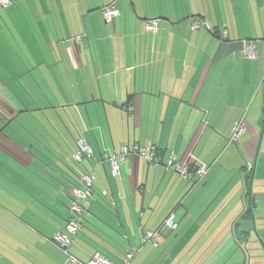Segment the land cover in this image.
Returning <instances> with one entry per match:
<instances>
[{
	"label": "crops",
	"instance_id": "0c3cea01",
	"mask_svg": "<svg viewBox=\"0 0 264 264\" xmlns=\"http://www.w3.org/2000/svg\"><path fill=\"white\" fill-rule=\"evenodd\" d=\"M12 2L0 10V30L5 28L7 40L16 46L11 58L20 70L42 61L32 74L59 69L48 87L61 82L66 88L65 103L57 105L71 104L82 116L77 139L93 150L84 164L93 174L94 203L80 224L84 238L97 247L89 257L104 250L122 262L143 230L161 227L174 213L178 228L166 229L164 243L144 247L132 264H210L215 250L210 248V224L219 225L218 212L226 206L246 210L243 177L246 166L255 164L264 130V0ZM112 2L121 14L108 24L102 8ZM152 19L159 20L156 36L146 29ZM196 21L200 26L194 30ZM78 34L83 39L72 40ZM27 40L39 46V57L23 50ZM20 50L25 53L19 55ZM242 117L249 134L232 148V125ZM126 144H149L164 159L174 151L180 163H206L209 169L192 184L164 164L130 154L116 173L107 156ZM210 186L221 196L211 207ZM200 194L206 197L197 208ZM16 197L6 195L1 202L7 209L0 207V212L8 218L13 217L9 210L21 212L30 223L26 229L40 230L30 231L32 241L53 253L60 249L43 235L51 234L47 224L30 212L36 208L33 201L23 207L21 196ZM98 212L103 222L96 219ZM181 228L189 229L183 234ZM113 236L122 237L124 247H114L112 242L119 240Z\"/></svg>",
	"mask_w": 264,
	"mask_h": 264
},
{
	"label": "trees",
	"instance_id": "16d2710c",
	"mask_svg": "<svg viewBox=\"0 0 264 264\" xmlns=\"http://www.w3.org/2000/svg\"><path fill=\"white\" fill-rule=\"evenodd\" d=\"M13 38L16 39L15 36ZM40 63L42 61L37 65ZM35 67L21 68V72H17L13 68L12 71H15L17 75L4 73L6 79L0 78V96L4 101L0 102V128L3 127L0 132V143H3L0 144V166L4 171L2 174L0 173V177L6 178L4 180L10 181L15 186V195L21 196L18 201L20 204H24L23 207L28 204L29 199L33 201L32 205L36 208L31 209L30 212L50 226L56 234L65 231L66 224L71 217L70 206L76 199L74 190L84 188L81 175L90 171L85 169L86 155L82 161H77L72 156L75 151L72 141L78 143L79 134V122L76 113L72 110L73 105L50 104L45 94V88L37 79L35 80L31 73ZM26 75L32 76L31 81L28 79L24 81ZM24 100H29V103H25ZM20 109L32 114L40 112L43 118L37 119L39 123H36L35 126L19 125L17 127L14 122L21 114ZM262 122L264 128V117ZM37 136H41V138ZM251 166V168L246 166L247 174L243 177L245 189L243 197L247 202V208L237 216L231 230V236L234 237L240 248L248 241L251 231L255 230L253 213L256 231H263V235H260L264 237V207L260 204L264 199L258 198L257 193L254 192L256 178L259 181L264 180V174L258 176V172H264V137L257 164ZM253 170H255V176L252 182ZM81 171L84 172L80 174ZM46 186L53 187L54 191H49ZM251 188L250 205L252 210L248 203ZM93 193L94 186L90 204L94 203ZM0 207L7 209L1 200ZM9 211L13 215L11 218L0 212V264H42L41 259L50 251L39 246L29 237L32 235L30 231L35 229L40 232L39 228L32 227L29 231L24 224L30 226V223L22 216L21 212ZM55 216L61 219L56 222L59 224L57 228H54L52 224ZM45 217L49 218L48 220L51 219L52 225L46 221ZM84 220L81 222L82 224ZM242 224L243 227H246L243 234L246 237L244 241L240 236L242 231L239 230ZM51 234L47 236L44 233L43 235L57 243L54 238L55 234ZM250 250L257 249L256 247L247 248L248 252Z\"/></svg>",
	"mask_w": 264,
	"mask_h": 264
},
{
	"label": "rangeland",
	"instance_id": "374dc122",
	"mask_svg": "<svg viewBox=\"0 0 264 264\" xmlns=\"http://www.w3.org/2000/svg\"><path fill=\"white\" fill-rule=\"evenodd\" d=\"M12 1L13 0H11V2ZM0 8L2 9V7H0ZM22 30H24V29H22ZM7 36H8V34L5 33V28H1V30H0V78L3 80L6 79L4 73H8L10 75L16 74L15 71H12L15 68H16L15 70H17V72L20 71V68L17 67V65L15 64L16 63L14 61L15 56H13L11 58L12 54L14 55V53H16V50H15L16 46L14 45V43L7 40L8 39ZM19 38L22 39L23 41L25 39L29 40L28 35H26V36L20 35ZM28 40L26 41L25 45H22L21 47L23 48V50L25 49L26 53L33 54V56L38 55V57H39L40 51L39 50L36 51L37 49H39V46L35 42H33L32 40H30V42H28ZM25 51L20 50L19 55L21 53L24 54ZM24 63L29 65L26 61H24ZM53 70H54V73L51 71L48 74L47 73L43 74V72H42L41 73L42 75L39 74L38 72L36 74L34 73L33 77H35V80L38 79L40 81V82L39 81L38 82L45 89L49 90V92L48 93L45 92V94H46L47 99L50 102V104L51 103H54V104L65 103L66 98H65V96L63 98V95H65V94L69 95V93L67 92L66 88L64 90L61 82H60V84L58 83V86H54V88H51V90L48 87V85L50 86L52 84V82H50L49 80L50 79L52 80V77H54L56 75L57 71L59 72L58 68H55ZM24 78H25L24 81H27V79L30 80L32 78V76L26 75V76H24ZM42 80H44V81H42ZM48 81L50 83H47ZM56 95L59 98L58 100H55V98H54ZM24 101H25V103H29V100H24ZM0 102L1 103L4 102L1 96H0ZM22 110L23 109L19 110V112L21 114L18 115L17 120L14 122L17 127H19V125H23V126L27 125L29 127L35 126V125H37L36 123H39L37 121V119H39L41 117L43 118V116L41 115L40 112H35L34 114H32V113H27V112L22 111ZM76 115H77L79 125L81 127V124L84 123L82 116L79 115L78 113ZM37 116H39V117H37ZM91 117L93 118V116H91ZM66 119H67V117H66ZM67 121H68V119H67ZM68 124L71 125L70 122H68ZM245 133H246V135L243 137L242 140H237L232 144V148H236V145L239 144V142H241V141L243 142L246 140V138L248 137L249 131H247ZM37 137L41 138V136H37ZM0 144H3V143H0ZM72 144H73V147L75 150H77L79 148L78 143L72 141ZM226 154H230V153L227 152ZM1 156H3V155H1ZM1 168L2 167L0 166V173L2 174V172H4V171H2ZM35 169L38 170L37 168H35ZM82 172H84V171H81L80 174H82ZM263 174H264V172H258V176H261ZM231 175L232 174H230L229 176H231ZM4 179H6V178L0 177V200L5 199L6 195H8L9 197L11 196L12 198H17L15 195V186L10 181H6ZM232 180H233V178H232ZM214 181L215 180H213L211 183L213 184ZM258 181L259 180L256 178V181L254 184V186H255L254 192H255V194L257 193L256 194L257 196H260V199H264V180H261L259 182ZM82 185H83V183H82ZM211 188H212V186H210V207H211L212 203L215 201V199L221 198L219 192L216 193ZM259 192H261V193H259ZM205 197L206 196L203 194H200L197 196V198H196L197 202L195 203V204H197V208H201V206L203 205L201 200H203V198L205 199ZM260 204L262 207H264V201H262ZM226 207L223 210L218 212V214L220 215V220H218L219 225L217 224V227L213 228V227H211V224H210V248L215 249L210 254V264H249V263L255 264L258 259L261 263H264V261L261 259L262 256L264 257V255H263L264 248H263L262 242L260 240V238L262 239V241L264 239V237H261V235H263L262 234L263 231L259 230L260 233L257 232L256 230L251 231V235L249 236L248 241L246 242V244H242V248H240L238 246V244L236 243V240H234V237L231 236V233H232L231 230L233 228L234 221L236 220L237 216L241 213V211L240 212L239 211H233V210L227 209ZM213 208H214V206H213ZM201 212L202 211H200L199 213H201ZM212 213H213V211L210 210V216ZM98 214L99 215L96 216L97 217L96 219L98 221L103 222L102 218L100 217V215L102 216V214H100L99 212H98ZM93 218L95 219V216H93ZM45 219H47L46 221L49 222V224H51V219L48 220L49 218H46V217H45ZM104 219H107V217H105ZM60 220L61 219H59L57 216H55L54 222L52 223L54 228H57L59 226V224H57L56 222H59ZM101 222H100V224H102ZM93 223L95 225L97 224L95 222H93ZM61 224L63 226V222ZM257 224H259V221H257ZM105 226H108V225H105ZM98 227H99L98 228L99 230H102V227L100 225ZM183 227H184V225H183ZM82 228H83L82 225H80L78 235L75 237V241L69 247L68 251H69V253H71V254H73V255L81 258V259L87 260V258L89 257V253L97 247L93 242H90L84 238L83 235H85V234L82 232ZM47 229L50 230V233H52V234L54 233V232H51L52 230H51L50 226H47ZM188 229L189 228H187V229L185 228L182 230V228H181L180 230L184 231L183 232V234H184L188 231ZM194 229H198V228H194ZM245 229H246V227L245 226L243 227V224H242V227L239 228V230L242 231L240 236L242 237L241 239L243 241L246 240L245 235H243L245 233ZM258 236H260V238ZM113 238L114 239L117 238L119 240V242H112V245L114 247H116L117 249L124 247L125 243H123V241H120V239H122V237L113 236ZM252 247H256L257 250H250L248 252L247 248L250 249ZM60 249L58 247H56V249H53L54 253L50 252V253L44 255L43 258L41 259V263L42 264H61V261L62 260L64 261L65 257L66 258L68 257V254L65 253L62 248H60ZM211 249H210V251H211ZM102 251L105 252L104 250H102ZM216 254H218V257L214 258L217 256ZM259 255H261V256H259ZM199 260H201V259H199Z\"/></svg>",
	"mask_w": 264,
	"mask_h": 264
},
{
	"label": "built area",
	"instance_id": "2783aa9c",
	"mask_svg": "<svg viewBox=\"0 0 264 264\" xmlns=\"http://www.w3.org/2000/svg\"><path fill=\"white\" fill-rule=\"evenodd\" d=\"M11 0H0V6L7 8L11 5ZM105 22L113 24L121 11L117 8L115 2L109 3L102 8ZM200 21L193 23L192 28L198 29ZM159 28V20L152 19L146 24V29L156 36ZM83 34H78L72 38L74 41H81ZM250 56L254 54L249 53ZM246 131V124L244 118L236 120L231 129L230 142L234 143L239 140ZM79 148L73 152V158L77 161H82L84 156L93 155L91 146L83 139L78 140ZM130 154H137L142 157L145 161L154 164H164L168 168H172L183 180L194 184L197 180H200L207 173L209 167L206 163L199 165H192L190 161L180 163L174 151H172L165 159L157 153L153 147L149 144L140 146L138 144H126L123 145L120 151L116 154L107 156L111 162L112 169L114 172H120V164L128 159ZM248 165V168H251ZM81 180L84 184V188L76 189V199L70 206L71 217L69 218L65 231L57 232L54 235L56 242L59 246L68 254V257L63 264H132L136 256L145 246H151L156 249L159 248L165 241V230H175L179 224L175 220L174 213H169L164 219L162 226L157 229H146L143 230L139 242L131 245L124 256L122 262H118L107 254L100 250L94 251L91 256L87 259H81L71 253H69V247L74 243L75 237L78 234L80 223L84 220V216L88 211L90 199L92 198V191L94 186L93 174L91 172L83 173Z\"/></svg>",
	"mask_w": 264,
	"mask_h": 264
},
{
	"label": "water",
	"instance_id": "95a60500",
	"mask_svg": "<svg viewBox=\"0 0 264 264\" xmlns=\"http://www.w3.org/2000/svg\"><path fill=\"white\" fill-rule=\"evenodd\" d=\"M130 101V97L127 98V102ZM22 111H25L24 109ZM3 130V127L0 128V132ZM263 136H264V130H262V134H261V138H260V141H259V146H258V149H257V152H256V157H255V164H256V160L258 159V156H259V152H260V149H261V143H262V140H263ZM254 176H255V170H253L252 172V182H253V179H254ZM251 197H252V188L250 189V195H249V199H248V203H249V208L252 210V207L250 205L251 203ZM253 224H254V229L256 230V227H255V217H254V213H253ZM260 238V236H258ZM261 242H262V246L264 248V242L262 241V239L260 238Z\"/></svg>",
	"mask_w": 264,
	"mask_h": 264
},
{
	"label": "flooded vegetation",
	"instance_id": "af4514ba",
	"mask_svg": "<svg viewBox=\"0 0 264 264\" xmlns=\"http://www.w3.org/2000/svg\"><path fill=\"white\" fill-rule=\"evenodd\" d=\"M263 255H264V253H263ZM259 256H261V255H259ZM261 259L264 261V257H263V256H262ZM256 262H257V264H264V263H261V262L259 261V259H258Z\"/></svg>",
	"mask_w": 264,
	"mask_h": 264
}]
</instances>
